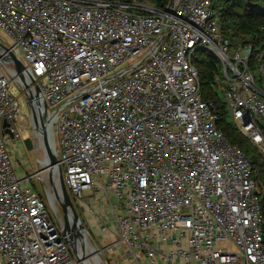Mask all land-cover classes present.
Here are the masks:
<instances>
[{
  "label": "built area",
  "instance_id": "built-area-1",
  "mask_svg": "<svg viewBox=\"0 0 264 264\" xmlns=\"http://www.w3.org/2000/svg\"><path fill=\"white\" fill-rule=\"evenodd\" d=\"M212 3L0 0V264H79L49 209L58 181L19 174L8 148L35 86L33 137L39 102L56 177L58 167L73 206L124 261L264 264V174L216 128L192 63L199 49L218 59L229 119L264 163V83L253 75L264 76V51L251 70L252 47L221 35Z\"/></svg>",
  "mask_w": 264,
  "mask_h": 264
},
{
  "label": "trees",
  "instance_id": "trees-1",
  "mask_svg": "<svg viewBox=\"0 0 264 264\" xmlns=\"http://www.w3.org/2000/svg\"><path fill=\"white\" fill-rule=\"evenodd\" d=\"M131 1V0H120ZM139 4L163 8L168 0H133ZM212 9L218 19L220 33L231 44L253 49L251 70H254L255 54L264 51V0H213ZM192 63L197 70L199 91L203 101L212 102L216 109V128L227 142L237 146L249 160L259 178L264 174L261 154L240 134L229 119L224 101L221 98L219 83L222 80L218 59L204 49L195 52ZM258 85H263L264 76L255 75Z\"/></svg>",
  "mask_w": 264,
  "mask_h": 264
},
{
  "label": "rangeland",
  "instance_id": "rangeland-1",
  "mask_svg": "<svg viewBox=\"0 0 264 264\" xmlns=\"http://www.w3.org/2000/svg\"><path fill=\"white\" fill-rule=\"evenodd\" d=\"M144 6L152 7L151 5L147 3H142ZM14 95H18L16 90H13ZM20 106H19V122H21V126L19 128V137L18 140H12L10 145L8 146L11 153L16 157L17 166H18V173L19 174H25V175H32L38 170L41 169L40 166V159L43 157V153L41 151V148L38 145L37 140L33 137L32 129L30 127V121H29V109L26 106V103L23 98L19 99ZM50 143L52 147L51 142V135H50ZM53 148V147H52ZM42 170V169H41ZM49 172L46 173V175ZM41 179V177H38ZM37 177L32 178L31 185L34 187V189L41 195L43 200H45V196L42 189V182ZM49 179V175L47 176V180ZM54 193L52 190L46 188L47 190V196L48 201L51 204V209L53 211L50 212L54 216V220L59 225V227L64 228L65 222L63 221V214L60 210V206L57 205L54 198H59L58 192L55 191ZM74 207V206H73ZM76 213L78 214L81 223L83 225L84 232L86 234L87 239L89 240L88 243L90 244L91 248L86 245L84 250V245H81L78 247L77 250L82 253L83 259L88 262V264H96L94 259V253L92 248L95 250V252L98 251V255L100 259L103 261V264H120V261H122L121 264H132L130 260L124 261L126 258V252H124V248L119 245H114V238L110 236L109 233L101 232L97 225L94 223V219L92 216H86L83 214V212H80V210L77 207H74ZM84 213H87V209L84 208ZM108 208L104 209L105 212H108ZM53 212V213H52ZM85 216L88 222H85ZM122 258V260H121Z\"/></svg>",
  "mask_w": 264,
  "mask_h": 264
},
{
  "label": "water",
  "instance_id": "water-1",
  "mask_svg": "<svg viewBox=\"0 0 264 264\" xmlns=\"http://www.w3.org/2000/svg\"><path fill=\"white\" fill-rule=\"evenodd\" d=\"M9 56H10V58L14 64L16 70L21 71L22 70L21 63L11 54ZM35 91H36L35 97H29V96L23 95V99H24L27 106H30L32 99L36 100V101L38 100L37 99L38 88L36 86H35ZM36 103H37L38 116H39L38 126H37V121L35 120V118L34 117H32V118H33V122L35 123L37 133L40 136V138L42 139V145H43V148H44L45 153L47 154V158H48V170H50V169H53V166L55 164H57V160H56L54 153L49 150V146H48V143H49L48 136H47L48 125H47V122L45 119V112H44L45 106L39 102H36ZM245 124H246V122L244 121L243 125H245ZM3 126L6 127L7 124L4 123ZM4 133H7L11 138L13 137V135L9 132L8 129H4ZM50 176H51V173H49V177ZM57 181H58V194L60 193V195L62 197L57 198L56 203L58 206H60V210L64 216V219L65 220L67 219V221L70 219V222L69 221H68L69 223L65 222V227L61 228V227H59V225L54 220V216H53L54 214L53 215L51 214V216H52L54 223L58 227L62 237L64 238L65 242L68 244L70 251L72 252L75 259L78 261L79 264H84V262L77 255V252H78L77 249H78V247L81 246V242L83 241V236H84L85 232H84L81 220H80L78 214L76 213V211L73 207V204L70 200V197L67 193V190L64 186L61 171L59 170L58 167H57ZM48 204H49V208L51 209V204L50 203H48ZM51 211H52V209H51ZM85 236H86V234H85ZM84 240H85V238H84Z\"/></svg>",
  "mask_w": 264,
  "mask_h": 264
},
{
  "label": "bare ground",
  "instance_id": "bare-ground-1",
  "mask_svg": "<svg viewBox=\"0 0 264 264\" xmlns=\"http://www.w3.org/2000/svg\"><path fill=\"white\" fill-rule=\"evenodd\" d=\"M47 136H48V141H49V143H48L49 150H50L51 152H53V148L51 147V143H50V133H48ZM37 142H38V145H39V147L41 148V151H42V153H43V157L40 159V166H41L42 171L44 172V176H43V177H44V181H46V180H45V177L48 176L49 173L53 174V176H54V179H53V180L57 181V177H56L55 169H50V170H48V158H47V154L45 153V150H44V148H43V145H42V139L40 138V136H39ZM47 172H49V173L46 175ZM45 183H46V182H45ZM46 191H47V190H46ZM55 191L58 192L57 189H55ZM52 211H53V210H52ZM53 214H54V213H53ZM54 215L56 216V214H54ZM63 221L66 222V223H69V222H70V219L68 220V221H69V222H68L67 219L65 220V219L63 218ZM84 238H85V240H84ZM88 241H89V240L86 238V236H85V234H84V236H83V241L81 242V245H82V244L84 245V250H85L86 245H88V247L91 248V246H90V244L88 243ZM92 250H93V253H94L95 263H96V264H103V261L100 259L99 255L97 254L98 251L95 252V250H94L93 248H92ZM77 251H78V252H77L78 257L84 262V264H88V262L85 261V260L83 259L82 253L79 252V250H77Z\"/></svg>",
  "mask_w": 264,
  "mask_h": 264
}]
</instances>
